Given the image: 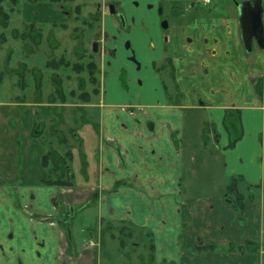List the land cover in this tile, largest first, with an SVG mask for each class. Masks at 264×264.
<instances>
[{
    "label": "crops",
    "instance_id": "1",
    "mask_svg": "<svg viewBox=\"0 0 264 264\" xmlns=\"http://www.w3.org/2000/svg\"><path fill=\"white\" fill-rule=\"evenodd\" d=\"M103 1L123 18L103 11L99 104L83 102L97 123L68 128L78 135L70 144L58 104L0 99V264H134L128 250L121 263L106 250L71 251L57 224L26 213L53 215L55 205L67 216L68 196L69 222L94 209L99 231L126 222L151 233L156 264H264V50L245 49L236 5L245 0ZM38 4L25 5V26L41 20ZM22 67L9 72L22 79ZM52 130L71 146V169L85 156L72 187L43 183L64 172L42 166L49 146L66 152ZM234 179L243 211L227 191Z\"/></svg>",
    "mask_w": 264,
    "mask_h": 264
},
{
    "label": "rangeland",
    "instance_id": "2",
    "mask_svg": "<svg viewBox=\"0 0 264 264\" xmlns=\"http://www.w3.org/2000/svg\"><path fill=\"white\" fill-rule=\"evenodd\" d=\"M214 1L215 0L212 2L214 3ZM26 4L28 3H26L25 0H21L16 6H12L9 2L3 4L5 10L10 14V22L8 27H3L0 24V34L4 35L6 38V42L3 43L0 41V76L2 77V83H0V99L10 100L14 96L19 95L24 96L28 103L35 105L41 103L47 104L50 101L54 104H58L55 106V112L57 115L59 114L60 118L64 115L62 120L65 119V121L64 123H57L56 125L59 124L58 127L65 130V133L67 131L66 135L71 144L73 137L68 132V128L73 126L76 127L77 124L80 125L83 122L82 119H84L86 124H88V122L92 124L93 121L91 120H94L97 123V118H94L95 116H93L91 111L94 107L91 106L99 104V98L92 94L95 85L90 81L89 72L85 70L82 74H77L73 70L72 65L75 63L86 65L92 60H99V57L101 56L100 50L97 53H94L92 51L93 44L98 42L99 46H102L104 42L101 21L103 11L107 12L109 15V5L103 0H75L74 2L57 4V8L54 11L55 13L52 12L53 9H50L54 6L48 1L39 3L38 6H31L35 8V10L38 9L36 11L40 13L39 16L41 17V20H39L37 26L41 28L43 32V43L40 46H34L33 42H24L21 39H16L13 35L14 29H18L21 32L24 30V10ZM77 6L80 8L79 11H76ZM11 9H13L12 12L10 11ZM123 10L125 11V8H123ZM46 17L51 18V20L49 19L46 21ZM51 21L57 24V26L63 24L67 27L66 29L54 27V23H51ZM124 53L125 52H123L122 55L123 57ZM62 58L69 61L71 65L69 67H60L59 70H53L46 67V63L49 61H59ZM24 62L28 65V72L26 71V75L24 76L28 85L21 89V87H23L22 84H20L21 78L19 76L13 77L9 70L11 65L19 66ZM121 64L123 65L124 62H121ZM33 69H38L43 75L41 97L38 95L39 93L36 89V81L32 75ZM127 76L128 69H125L122 79L125 80ZM55 77L60 79L61 82H58L59 80H56ZM97 77L99 78L100 74H98ZM99 79L101 81V78ZM100 81L97 86L99 90L101 88ZM128 86L131 87L130 84H128ZM58 89H61L64 94H66L67 103H65V105L67 108L62 103L59 94H57ZM71 91H76L77 95L82 92H89L93 97V101L90 103V108H88L89 106H86V103L80 101L78 97H71ZM52 99L54 100L52 101ZM62 104L64 106H62ZM73 104H79L80 107L75 108L72 106ZM48 105L44 107L50 109L51 107ZM75 146L77 148V145ZM62 148L67 150L71 149V146L68 143L66 147L64 146ZM76 148L75 151H79ZM56 149L62 151L59 146H56ZM81 166L82 158L77 155L75 161L72 163L71 171L73 170V172L77 173L80 171ZM75 193L76 192H71L70 195H74ZM68 198L69 196L67 199L65 198L66 203L64 204V211L67 213V216L55 215L58 213L55 205L53 206L54 211L52 212L55 216L52 214L40 215L30 207V211H28L23 205L22 208L25 210L27 209L26 213L40 222H46L53 227L57 224L60 229H58V227L56 229H58V231L60 230L63 235L64 246L71 251L75 249L79 251L80 248L83 247L88 249L90 244L94 243L96 246H91L89 250L93 254L96 253L99 259L104 257L103 250L112 253L118 263L127 262V259L124 258L127 250L129 251L128 253H130L131 261L134 264L139 263L140 257H145V259L148 258V241H145L144 237L140 236L138 231H136L135 237L132 240L127 241V247L124 250H121L117 231H107L102 237L100 231L96 229L95 215L97 214L94 209L87 210L85 214H82L74 220L72 219L70 236L68 232V219H63V217H70L69 209L75 204L73 203L72 198ZM74 211L78 212L79 209L76 208ZM115 225L118 226V223ZM89 229H94L92 231H96L97 234L95 237H88L86 232ZM71 237L72 245L70 242ZM17 263L20 264L19 261H17Z\"/></svg>",
    "mask_w": 264,
    "mask_h": 264
},
{
    "label": "trees",
    "instance_id": "3",
    "mask_svg": "<svg viewBox=\"0 0 264 264\" xmlns=\"http://www.w3.org/2000/svg\"><path fill=\"white\" fill-rule=\"evenodd\" d=\"M20 1L21 0H0V24L3 27H8V24L10 22V14L5 10L3 4L5 2H9L12 6H16L19 4ZM45 1H48L52 4H62V3L74 2L75 0H25V2L29 4H38V3L45 2ZM79 9H80L79 6H77L76 11H79ZM10 11L12 12L13 9H11ZM53 26L57 28H63V29H66L67 27L66 25H63V24H60L59 26H57V24H54ZM13 35L16 39H21L24 42H28V41L33 42L34 46H40L43 43L42 29L39 28L36 23L27 24L24 27V30L22 32L19 31L18 29H14ZM0 41L3 43L6 42V38L2 34H0ZM70 65H71L70 62L67 61L65 58H62L59 61L52 60L46 63V67L51 68L53 70H59L60 67H69ZM23 66L24 67L21 68L22 79H21L20 84H22L23 87H27L28 83H26L24 76H25L26 71L28 72V65L27 63H23ZM72 68L77 74H82L85 70L89 72L90 81L92 82L93 85H95L94 93L95 95H98L99 89L97 86L99 85V79L97 77L98 65L96 64V62L92 60L86 65L81 64V63H75L72 65ZM32 71H33L32 75L34 76V79L36 81V89H37V92L39 93L38 95L41 97L42 87H43V75L38 69H33ZM55 79L59 80L58 82H61L60 79H57L56 77ZM1 82H2V77L0 76V83ZM57 92H58L57 94H59V97L62 103H67L66 94H64V92L61 89H58ZM70 96L73 98L78 97V99L82 102H89L91 101V97H92L89 94V92H82L81 94L77 95L76 91H71ZM53 100L54 99H52V101ZM43 125L44 124H37L35 126L33 137L38 136L37 134H42ZM73 132L74 131L71 130L72 135H74L75 133L74 136H78L76 131L74 133ZM52 134L57 138V141L59 142L61 146L67 145V138L62 132L57 131V130H52ZM237 140L238 138L230 142L229 148H233ZM49 147L50 148L48 152L42 158V166L44 168L52 169L53 172H59L60 169H64V172H62L59 175V177H57L56 179L49 178L43 181V183L50 185V186H59V187L74 186L73 181H72L73 174H71V168L69 166V163L73 160L72 151L66 150L64 154H61L52 145ZM81 157H82V163H83L82 173L85 174L86 161H85V156L83 153H81ZM236 181L237 179L233 180L232 184L229 186L227 191L229 193H233L234 197H236V199L234 198L232 199L233 205L235 204V206L238 207L240 211H243L244 209L243 196L239 194V192L237 191ZM95 197L94 196L92 197L91 202L94 201ZM90 206H91V203H88L87 205L82 207V209H86ZM66 218L67 217H63V219H66ZM117 223H118V226L115 225ZM117 223L103 222L102 228L100 230L101 236L103 237L105 235V232L107 231H111V230L117 231L120 247L125 249L127 247V241L132 240L135 237L136 231H138L139 235L143 236L145 241H148L149 259L147 263L156 264L155 258H154L155 252H154L153 235L144 229H137L134 225H131L130 223H126V222H117ZM68 228L70 229V232H71V222H69V220H68ZM70 236H71V233H70ZM70 242L72 245V237L70 238Z\"/></svg>",
    "mask_w": 264,
    "mask_h": 264
},
{
    "label": "water",
    "instance_id": "4",
    "mask_svg": "<svg viewBox=\"0 0 264 264\" xmlns=\"http://www.w3.org/2000/svg\"><path fill=\"white\" fill-rule=\"evenodd\" d=\"M240 13L242 38L245 49L252 53L254 46L264 50V0H245L236 3ZM116 5L109 6L110 13L116 14ZM99 43L93 44V52H98ZM70 235V229L68 228Z\"/></svg>",
    "mask_w": 264,
    "mask_h": 264
},
{
    "label": "built area",
    "instance_id": "5",
    "mask_svg": "<svg viewBox=\"0 0 264 264\" xmlns=\"http://www.w3.org/2000/svg\"><path fill=\"white\" fill-rule=\"evenodd\" d=\"M198 2H200L202 5H210L212 3L213 0H197ZM91 246H96L94 243L90 244Z\"/></svg>",
    "mask_w": 264,
    "mask_h": 264
},
{
    "label": "flooded vegetation",
    "instance_id": "6",
    "mask_svg": "<svg viewBox=\"0 0 264 264\" xmlns=\"http://www.w3.org/2000/svg\"><path fill=\"white\" fill-rule=\"evenodd\" d=\"M110 5H112V4H109V6H110ZM108 10H109V7H108ZM115 10H116V14H115V16H117V17H119V18L122 19V18H123V15H121V13H120V11L117 9V7H116ZM108 12H109V14H111V13H110V10H109ZM111 15H112V14H111ZM98 51H99V47H98Z\"/></svg>",
    "mask_w": 264,
    "mask_h": 264
}]
</instances>
